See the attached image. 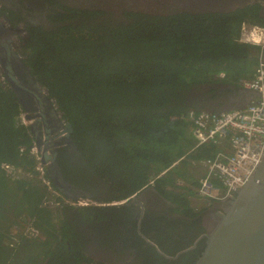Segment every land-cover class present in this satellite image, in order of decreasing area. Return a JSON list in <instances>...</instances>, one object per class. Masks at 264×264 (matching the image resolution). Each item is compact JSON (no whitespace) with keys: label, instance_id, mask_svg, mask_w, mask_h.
<instances>
[{"label":"trees","instance_id":"1","mask_svg":"<svg viewBox=\"0 0 264 264\" xmlns=\"http://www.w3.org/2000/svg\"><path fill=\"white\" fill-rule=\"evenodd\" d=\"M185 19L183 31L177 28L181 19L176 24L144 19L140 24L108 27L103 32L96 28L64 30L59 39L50 38L41 46L40 58L28 63L35 67L33 75L54 100L61 119L74 129L71 138L82 160L75 162L65 148L59 151L57 162L64 179L77 184L75 173L92 175L105 185L104 194L105 190L113 193L99 197L96 191L90 201L121 202L153 180L152 187L158 193L183 207L179 213L194 220L199 216L190 202L198 184L196 172L188 167L212 159L219 148L208 144L191 151L194 141L189 122L183 117L202 111H190L185 106L187 91L215 82L219 72L225 73L223 83L227 84L251 78L260 51L234 42L238 24L205 30L197 28L192 18ZM151 20L156 22L148 23ZM221 58L225 61L216 60ZM21 113L13 93L0 87V264H13L15 255L29 253L32 247L46 251L45 256L54 264H76L79 258L73 254L82 238L72 215L66 213L70 207L54 210L44 206L47 189L39 181L13 179L2 169L9 165L22 173L33 172L35 161L29 151L32 137L21 124ZM183 156L179 165L157 178ZM46 175L49 178L48 170ZM85 186L86 191L93 189L91 183ZM78 208L85 223L101 215V207ZM119 208L120 220L134 235L130 227L135 228L138 209L130 204ZM101 218L104 221L105 217ZM184 223L146 214L140 223L141 232L147 235L156 226L163 239L149 237L154 246L142 250V264H192L203 252V241L197 251L171 262L156 251L158 248L174 256L171 247L177 250L176 244L183 239H172L176 235L173 225ZM30 227L37 235L23 243ZM14 230L20 234L13 235ZM188 243L190 246L193 241ZM56 250L63 253L54 256Z\"/></svg>","mask_w":264,"mask_h":264},{"label":"flooded vegetation","instance_id":"2","mask_svg":"<svg viewBox=\"0 0 264 264\" xmlns=\"http://www.w3.org/2000/svg\"><path fill=\"white\" fill-rule=\"evenodd\" d=\"M185 18H192L197 28L205 30H208L210 26L222 30L227 25L238 24L240 34L242 28L249 29L251 25L264 27V0H0V87L13 93L21 107V114L37 115L39 104L44 105L40 97L43 87L33 75L35 67H30L28 63L40 58V48L44 43H48L50 38L59 39L60 34L65 32L64 30L71 29L87 31L84 28H96L103 32L108 27L110 29L126 28L132 24H140L144 19H160L175 24L181 19L180 24H177L180 30L183 26L181 23L187 20ZM152 20L148 23L156 22ZM183 30H185L184 27L181 31ZM6 54L12 67L11 75L16 81L22 82L23 88H13L15 80L7 74L1 61L2 56ZM14 56H18L19 61H15ZM260 58L264 60V53H260ZM216 60L225 61L222 58ZM20 62L25 69L18 66ZM221 76L226 78L224 72H219L215 75V82L190 88L187 91L185 106H188L190 111L217 114L247 106L253 94L234 84L223 83ZM50 118L48 120L52 122ZM41 128L39 123L36 128L38 135H41ZM73 133L72 128L68 134L69 137L59 143L53 140L48 141V151L55 150L56 152L55 161L59 166L62 181L72 190L65 191L64 197L53 188L62 199L66 197L84 198L89 201L86 207L102 208H100L101 215L89 223L84 222L80 212L77 211L78 207H70L66 212L72 215L74 228L82 238L81 246H78L79 248L73 254L79 258L76 259V264H142V250L149 245L154 246L149 241V237L157 236L163 239V233H156L158 229L156 226L147 235L141 232L140 223L146 214L154 218L162 217L165 220L185 222L183 225H173L176 235L172 239L180 241V236L183 239L181 243L176 244L177 250L176 247H171L174 256H168L158 248L156 250L166 261H175L190 251H197V245L201 241L204 243L205 235L219 219L217 213L225 208L227 201L224 203L206 202L202 209H199V216L195 217V220L188 219L185 214L179 213L178 210L182 211L183 207L171 202L163 193H158L152 187L153 184H147L141 192L122 200L120 206H117L120 202L110 204L92 202L90 201L91 194L98 191L99 197H102L100 194H104L105 185L95 176H82L80 173H75L77 184L74 180L66 181L62 167L57 162L59 151L62 148L70 153L69 157L71 156L70 158L75 162L82 160L72 141ZM88 183H91L93 187L90 191L85 189ZM105 191L103 196L113 195L108 190ZM46 198L58 203V207L54 210L69 207L54 195L47 194ZM125 204H130L139 211L135 228L130 227L134 235L129 232V226L120 220L123 217H120L122 210L119 207ZM101 216L105 217L104 221H100L103 219ZM58 217H61V214H58ZM28 230L25 232L23 243L36 237ZM190 240L193 243L189 246ZM70 249L69 246L68 251ZM45 252L32 247L29 253L15 255L13 264H54L50 257L45 256ZM61 253L63 251L56 250L54 256H59ZM64 253H66L65 250ZM23 256L26 258L21 261L20 258ZM30 257L33 261H30Z\"/></svg>","mask_w":264,"mask_h":264},{"label":"built area","instance_id":"3","mask_svg":"<svg viewBox=\"0 0 264 264\" xmlns=\"http://www.w3.org/2000/svg\"><path fill=\"white\" fill-rule=\"evenodd\" d=\"M234 42L258 48L263 54L264 27L251 25L249 29L242 28ZM220 78L226 79L223 76ZM236 85L253 94L247 106L218 114L201 112L198 115L191 113L183 117L189 122L194 141L191 151L208 144L219 148L212 159L202 162L204 174L194 188L195 195L207 203H223L234 197V194L250 179L264 152V60L259 59L251 78L242 79ZM20 120L24 126L29 123L23 114ZM29 151L35 161L32 173H22L9 165H3L2 169L5 173L13 179L35 178L47 189V194L56 196L69 207H86L89 204L87 199H62L46 175L47 168L41 163V153L33 140ZM184 158L183 156L177 159L157 178L165 175L171 167L178 165ZM178 181L184 183L182 179ZM148 184H153V180H150ZM44 206L55 208L58 207V203L46 198ZM28 232L37 235L33 228H30Z\"/></svg>","mask_w":264,"mask_h":264},{"label":"water","instance_id":"4","mask_svg":"<svg viewBox=\"0 0 264 264\" xmlns=\"http://www.w3.org/2000/svg\"><path fill=\"white\" fill-rule=\"evenodd\" d=\"M13 59L19 61L18 56H14ZM1 61L7 74L11 75L12 67L8 55L2 56ZM20 65L18 64L20 68L25 69L21 62ZM11 77L13 78L12 75ZM15 87L24 86L21 81L15 80L13 88ZM40 97L44 105L39 104V113L25 115L29 122L27 128L41 153V163L46 166L53 187L64 196L65 191L72 188L62 181L59 166L55 161L56 152L48 151L47 146L49 140L59 143L68 138L72 127L62 121L57 108L54 109L53 100L47 97L46 90ZM250 100L251 98L248 103ZM49 117L52 118L51 123ZM39 123L42 127L41 135L36 133ZM121 204L122 202L117 206ZM217 214L218 221L204 237L203 252L192 264H264V152L250 179Z\"/></svg>","mask_w":264,"mask_h":264},{"label":"rangeland","instance_id":"5","mask_svg":"<svg viewBox=\"0 0 264 264\" xmlns=\"http://www.w3.org/2000/svg\"><path fill=\"white\" fill-rule=\"evenodd\" d=\"M188 169L191 170V171H193L195 169V172L197 171L200 174L202 172V169H203V164H202V162L193 163V164L190 165V167H188ZM198 173H196V177L200 176ZM178 182L180 184H184V183H181L180 181H178ZM194 197H195V195L192 194V199L190 200L192 202L191 205L193 207H195V209H196L195 211H200L205 203L202 201V199L194 198ZM17 234H20L19 231L14 230L13 231V235H17Z\"/></svg>","mask_w":264,"mask_h":264},{"label":"clouds","instance_id":"6","mask_svg":"<svg viewBox=\"0 0 264 264\" xmlns=\"http://www.w3.org/2000/svg\"><path fill=\"white\" fill-rule=\"evenodd\" d=\"M237 86V85H236ZM238 87V86H237ZM45 89L43 88V91H44ZM42 91V92H43ZM47 97H48V94H47ZM49 98V97H48ZM53 106H54V109H56V106H55V102H54V100H53ZM240 109V108H239ZM232 110V109H231ZM225 112V111H224ZM22 115V114H21ZM20 115V116H21ZM21 121V120H20ZM27 127V126H26ZM33 140V139H32ZM180 164V163H179ZM178 164V165H179ZM177 166V165H176ZM203 172H204V170H203ZM166 174V173H165ZM199 182V181H198ZM197 197V196H196ZM197 198H199V197H197ZM201 199V198H200ZM203 201V200H202ZM205 204H206V201H203ZM224 203V202H223ZM51 209H54V208H51ZM31 228V227H30ZM30 228H28V229H30Z\"/></svg>","mask_w":264,"mask_h":264},{"label":"crops","instance_id":"7","mask_svg":"<svg viewBox=\"0 0 264 264\" xmlns=\"http://www.w3.org/2000/svg\"><path fill=\"white\" fill-rule=\"evenodd\" d=\"M195 170V169H194ZM196 173H198L197 171H196ZM199 174V173H198ZM203 174H204V172H203V169H202V172L199 174L200 176L199 177H196L197 178V181H199L200 179H201V177L203 176Z\"/></svg>","mask_w":264,"mask_h":264}]
</instances>
